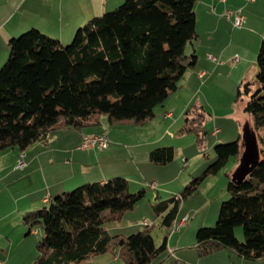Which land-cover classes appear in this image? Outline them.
Masks as SVG:
<instances>
[{"label":"trees","instance_id":"1","mask_svg":"<svg viewBox=\"0 0 264 264\" xmlns=\"http://www.w3.org/2000/svg\"><path fill=\"white\" fill-rule=\"evenodd\" d=\"M196 0H123L79 26L68 44L37 28L9 39V53L0 66V150L23 152L45 140L57 126L82 129L106 124H146L180 85L196 62L186 44L197 40ZM256 81L236 88L245 96L243 111L256 134L260 157L239 182L226 173L229 198L222 201L213 226L195 233L199 255L225 248L250 259L264 257V38L256 56ZM210 113L202 104L184 110L181 132L194 131L204 146V123ZM241 138L214 145L215 159L177 194L154 205L162 214L164 234L154 241L152 224L129 234H109L107 224L119 220L145 195L130 191L124 177L90 181L56 194L41 207L23 214V223L41 226L31 264H87L102 254L117 253L121 264H151L166 249L168 226L180 204L196 193L208 174H215L241 153ZM24 153V152H23ZM173 147L149 152L156 164L172 160ZM241 225L243 240L235 234Z\"/></svg>","mask_w":264,"mask_h":264},{"label":"crops","instance_id":"2","mask_svg":"<svg viewBox=\"0 0 264 264\" xmlns=\"http://www.w3.org/2000/svg\"><path fill=\"white\" fill-rule=\"evenodd\" d=\"M122 1L0 0V66L8 56V42L11 37L17 36L27 29L37 28L64 43L70 40L75 30L88 19L115 8ZM204 8L207 25L199 30V32H204V39L197 28L198 38L196 43L198 48L197 50L195 49V53H197L196 62L184 72L179 88L154 109V116L151 121L158 117L163 121L165 128L178 125L182 112L192 104H202L206 109V106L210 104L207 96L213 85L212 77L220 67H230L226 77L237 72L236 76L243 78L245 73H247V69L254 64V60L251 57L246 58L244 55L243 57L235 55L238 56V60L234 61L233 54L237 52L241 54V51L236 46H233L235 42H243L245 46L247 44L249 50H243V53L245 55H254L257 44L264 38V20H259L258 17L262 14V0H205ZM225 8L241 9L244 15V22L240 27L233 26L231 21L225 17L223 14ZM247 41H250L252 45ZM247 64L249 67H247ZM151 121L148 123H151ZM245 121L248 122L247 117L240 124L243 125ZM215 122L216 117H214V124H216ZM231 123L233 122H228V124ZM106 125V120L103 117L98 125L86 126L82 129L65 128L64 130L60 129L52 132V134L48 133L44 140L46 143H43L44 146L40 144L43 141H38L37 143H32L28 147L29 150L25 149L23 151L24 165L20 168L15 167L18 154H3L0 156L3 157V160L0 158V182L5 181L6 178L15 172H17L15 178L21 180L26 179V175H33L29 178V187L25 189L27 192H24L25 204L21 207L19 203L15 202V206L20 210L19 212L24 210V208H28L31 203L44 204L56 194L68 191L85 182L105 181L114 176H123L128 180V183L131 180L137 186V184L145 185L143 181L147 180L148 176H152L150 177L151 179L155 176H162L166 171V166L161 165L165 163L156 164L150 161L148 149L140 146L143 144H123L117 139L114 132L112 139H108ZM238 126L236 124L230 127V131H225L222 125L220 127L214 126L210 132L215 140L232 139L240 130H238ZM103 130L106 131L108 139V146L105 149L87 151L78 148L84 133L101 132ZM60 131L62 134L58 133ZM240 131L242 134V129ZM118 135L120 136V132ZM262 155V153H259V158ZM239 157L240 154L236 158L235 164L233 163L234 167H230L228 171L230 174L233 171L232 169L238 164ZM183 159L186 158L184 157ZM207 162L204 165L208 164ZM140 165H143L145 170H141ZM149 172H151V175L146 174ZM218 173L219 171L205 176V178L212 176L210 178L211 187L219 181H223V178H219ZM226 173L225 171L224 176H226ZM175 177L176 175H172L166 180L170 182ZM147 181L146 184L155 183L153 187H149V190L152 193L156 191L154 196L159 197L156 181ZM181 211H177L175 219H180L183 216L188 218L187 214L180 216ZM207 213L209 214V212ZM162 214L157 213L156 216L159 217ZM208 214H206L204 222H207ZM6 217V213L0 214V250L10 245L12 238L10 235L13 236L15 234V231L12 230L11 222ZM214 218L215 214L212 219ZM208 222L211 221L208 220ZM191 223H188V228H185V222L178 231H173L171 235L168 234L166 248L168 249V254H172H164L165 250H167L165 249L152 260L151 264H264V257L256 259L245 258L225 248L209 254L199 255L196 251L195 230L203 223L195 226H192ZM116 232L126 234L122 230ZM29 249L30 247H27L26 251L28 252ZM35 251L36 249L33 248L30 254H36ZM22 257L20 258L22 259ZM0 258V264H31L34 259L28 257L24 263L19 261L21 259L13 263H7L9 262V256H5L4 259V256L0 255ZM112 258H117L116 253L113 254ZM94 259L87 264H97ZM104 260L105 263L109 262L108 257L101 262H104ZM70 264L79 263L71 262Z\"/></svg>","mask_w":264,"mask_h":264},{"label":"rangeland","instance_id":"3","mask_svg":"<svg viewBox=\"0 0 264 264\" xmlns=\"http://www.w3.org/2000/svg\"><path fill=\"white\" fill-rule=\"evenodd\" d=\"M205 0H196L194 2V11L196 16V30H199L207 25L206 17H205V8H204ZM263 9L262 14H260L259 20H264V0H262ZM119 5V4H118ZM208 11V10H207ZM201 37L204 39V32H199ZM19 35V34H18ZM73 37V36H72ZM70 40L64 42L63 44H68ZM262 39V38H261ZM251 44L250 41H247ZM261 40L259 44H257L255 48L254 55H245L243 50H249L247 44H243V42L234 43L233 46H236L237 49L241 51L233 54L239 55V57H243V55L248 58L251 57L254 60V64L250 67L247 64V73L242 77L236 76L237 72L229 77H226V74L230 71V67H220L217 72L212 77L213 85L211 86V91L207 96L209 99V105L206 106V109L210 113L209 119L204 123L203 127L206 131V140L204 146H199V141L197 135L194 131H184L181 132V128L184 123V111L180 116V122L178 125L169 126L165 128V125L160 118H154L151 123L146 124H114V125H106L108 130V139H112L113 132L117 139L120 140L121 143L129 145L133 143L143 144L140 145L144 148H147L150 152L152 149L157 147H167L171 146L174 150V157L171 161L165 163L161 166H166V171L161 175L155 176L154 178H150L152 176H148L147 180L143 181L145 185L135 186L136 184L129 181V190L130 191H138L141 188L145 189V195L131 210L126 211L123 216L116 221L109 222L107 224V231L109 234L117 233L116 231H125L126 234L133 233L141 229L145 224H152L151 226V233L153 235L154 241L156 243H160L164 234V226L161 224L162 216H156V210L154 209V205L159 202L160 200H166L173 194L179 193L187 183L191 181L192 178L198 177L201 172L204 170L205 166L204 163L208 161L209 164L215 159V151L214 145L218 143H227L229 141L235 140L238 137H241V129H242V120L245 117H248L246 113L243 111V106L245 103V96L243 95L241 98L235 100L236 96V88L240 85V89L242 90V85L245 82H251L253 87L257 86L256 81V72H257V65H256V56L259 50ZM198 45L196 40H193V43L186 44L185 53L189 54L190 52L197 50ZM197 54V53H195ZM232 56V57H233ZM239 77V78H238ZM191 106V105H190ZM157 107H154L156 109ZM154 116V115H153ZM214 117H216V124H214ZM153 118V117H152ZM148 121V122H150ZM228 122H233L228 124ZM228 126L225 129V126ZM237 124L239 132L237 135L234 136L232 139L223 138L222 140H215L212 137L211 132L212 127H220L222 125L225 131H230L231 128ZM165 128V129H164ZM64 130L65 128L62 126H57L56 129L49 132ZM120 132V136L118 133ZM60 134V132H58ZM239 133V135H238ZM48 136V135H47ZM238 136V137H237ZM40 142L43 145L44 140ZM38 141H36L37 143ZM35 143V142H34ZM44 146V145H43ZM29 147V146H28ZM28 147L26 149H28ZM29 150V149H28ZM27 150V151H28ZM141 150V149H139ZM148 152V154H149ZM21 151L16 146L7 147L5 149L0 150V156L3 154H18L17 158H19ZM149 156V155H148ZM186 159H183V158ZM263 157V156H262ZM3 160V157H0ZM207 159V160H206ZM17 161V160H16ZM236 157L230 156L229 160L226 162L224 167H222L218 173L219 178H223V181H219L213 187H211V177L203 178L199 184L198 191L193 193L192 195H188L184 198L180 204L179 211H181L180 216L188 215L186 220L185 228H188V223L192 222V226L200 224L201 226H213L217 219L221 202L229 198V193L227 192L226 185H227V177L224 176L225 171L228 172L230 167H234ZM234 163V164H233ZM5 165V164H4ZM204 165V166H202ZM16 168H20L15 165ZM129 167V166H128ZM132 168V166H131ZM141 170H145L143 165H140ZM135 170V169H134ZM233 170V169H232ZM146 173L147 175L150 174ZM151 175V174H150ZM176 175L174 179L170 182H167L166 179L170 176ZM17 172L11 174L5 181L0 182V214L6 213V219L11 222L12 230L15 231V234L10 235L11 242L8 247L0 250V255L9 256V262L13 263L19 260L20 262L24 263L25 259L31 257L33 259L36 254H30L33 248L36 249V241L41 236V226L36 224L32 226L31 230L28 231V225L23 223L22 217L23 214L28 211L29 209H37L43 205V203L36 204L31 203L28 208H24V210H20L15 206V202L19 203L21 207L25 204L24 192H27V189L30 185L29 178L33 176L32 174L26 175V179H16ZM115 177H123V176H115ZM125 178V177H124ZM11 181V182H10ZM146 181H156L158 184H164L157 186V193H159V197H155L156 191L152 193L149 190V183L146 184ZM151 188V187H150ZM73 189V188H71ZM70 189V190H71ZM69 190V191H70ZM209 212V214L207 213ZM207 222H204L205 216H207ZM215 218L212 219L214 217ZM211 221V222H208ZM143 221V223H142ZM184 228V229H185ZM197 228V229H198ZM195 230V233L197 231ZM169 235L173 234L168 233ZM177 234V233H175ZM235 234L236 237L241 241L243 240V231L242 226L237 225L235 226ZM3 238V237H2ZM6 238V236H5ZM6 240V239H5ZM27 247H30L29 251L27 252ZM167 249V248H166ZM164 254H168V249L165 250ZM27 252V254H26ZM37 253V250L35 251ZM26 254V255H25ZM160 254V253H159ZM169 253L168 255H171ZM113 259V254L108 253L106 255H101L95 257V263L97 264H121L122 260L118 257ZM106 257L109 258V262L105 263L101 262ZM1 259V258H0Z\"/></svg>","mask_w":264,"mask_h":264},{"label":"built area","instance_id":"4","mask_svg":"<svg viewBox=\"0 0 264 264\" xmlns=\"http://www.w3.org/2000/svg\"><path fill=\"white\" fill-rule=\"evenodd\" d=\"M223 14L228 18L232 25L235 27H240L244 22V15L241 12L240 8L230 9L225 8ZM233 60H238V56H234ZM108 146V139L106 136V131L101 132L87 133L83 136L78 144V148L85 149L87 151H96L105 149ZM24 156H19L16 161V166L21 167L24 165ZM155 183L150 182L149 186L153 187ZM187 216H183L180 219H173L171 222V229L169 232L178 231L182 225L185 224ZM143 223V221H142Z\"/></svg>","mask_w":264,"mask_h":264},{"label":"water","instance_id":"5","mask_svg":"<svg viewBox=\"0 0 264 264\" xmlns=\"http://www.w3.org/2000/svg\"><path fill=\"white\" fill-rule=\"evenodd\" d=\"M242 151L238 164L231 173V179L239 182L255 167L259 160V149L255 132L250 124L245 121L242 126Z\"/></svg>","mask_w":264,"mask_h":264},{"label":"bare ground","instance_id":"6","mask_svg":"<svg viewBox=\"0 0 264 264\" xmlns=\"http://www.w3.org/2000/svg\"><path fill=\"white\" fill-rule=\"evenodd\" d=\"M86 134H87V133H84V134L82 135V137L85 136ZM20 155H21V156H24V153L21 152ZM170 229H171V224L168 226V230H170Z\"/></svg>","mask_w":264,"mask_h":264}]
</instances>
